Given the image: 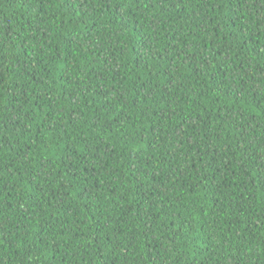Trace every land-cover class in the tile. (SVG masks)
I'll list each match as a JSON object with an SVG mask.
<instances>
[{"label": "trees", "instance_id": "obj_1", "mask_svg": "<svg viewBox=\"0 0 264 264\" xmlns=\"http://www.w3.org/2000/svg\"><path fill=\"white\" fill-rule=\"evenodd\" d=\"M0 264H264V0H0Z\"/></svg>", "mask_w": 264, "mask_h": 264}]
</instances>
